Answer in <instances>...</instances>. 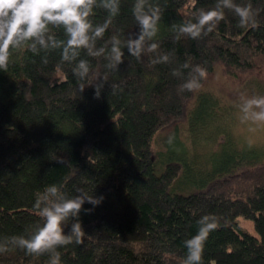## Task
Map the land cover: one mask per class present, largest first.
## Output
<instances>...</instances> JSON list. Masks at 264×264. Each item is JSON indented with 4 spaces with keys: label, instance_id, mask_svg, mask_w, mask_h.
I'll return each mask as SVG.
<instances>
[{
    "label": "trees",
    "instance_id": "1",
    "mask_svg": "<svg viewBox=\"0 0 264 264\" xmlns=\"http://www.w3.org/2000/svg\"><path fill=\"white\" fill-rule=\"evenodd\" d=\"M235 2L251 6L252 23L240 27L225 9L211 32L193 40L172 25L214 7L215 0H149L161 9L158 48L145 50L139 60L125 49L115 71L103 57L81 50L93 78L83 84L72 65L61 62L59 51L48 53L45 64L44 53L10 50L7 68L0 70V244L34 231L41 223L33 209L35 195L56 184L68 196L82 190L102 198L96 206H82L84 235L79 244L58 247L61 264H183V242L204 215L214 216L217 227L205 241L202 264H264L263 150L234 147L213 172L194 176L189 168L195 165L176 153L179 148L185 153L187 144L176 135L165 152L156 141L181 129L194 96L216 69L238 77L264 63V0ZM131 4L121 0L120 14L97 48L112 35L123 41L138 31ZM105 18L95 9L90 19L102 23ZM54 31L63 38L62 30ZM164 54L167 63H152ZM196 66L207 70L206 77L199 88L183 90ZM100 80L104 87L96 97ZM256 85L257 94L264 95V83ZM207 141L223 148L218 139ZM219 152L212 147L207 158ZM240 218L253 221L257 235L241 226ZM0 264H49V255L9 248L0 252Z\"/></svg>",
    "mask_w": 264,
    "mask_h": 264
},
{
    "label": "clouds",
    "instance_id": "2",
    "mask_svg": "<svg viewBox=\"0 0 264 264\" xmlns=\"http://www.w3.org/2000/svg\"><path fill=\"white\" fill-rule=\"evenodd\" d=\"M95 9H102L106 13L102 23H93L90 19ZM225 9L231 10L238 18L240 27L253 21L250 5H241L235 0H215L214 7L198 9L191 19L173 24L172 29L179 35L195 40L213 30L216 23L224 18ZM120 11L121 0H0V70L7 68L10 50L26 48L34 55L44 53L41 59L45 64L48 53L59 51L61 62L71 64L73 76L83 84L93 78L89 60L80 57L81 50L86 51L88 57H103L107 61L105 66L112 71L118 70L123 63L125 49L128 55L137 60L145 50L154 52L158 48L154 38L158 33L161 9L156 4H150L149 0H132L131 15L138 31L123 41L119 36L112 35L104 46L96 47V41L104 37ZM55 29L62 30L63 38L56 35ZM108 43L111 44L110 48L107 47ZM167 62L166 54L152 60L153 64ZM184 67L189 65L185 64ZM172 74L177 75L176 70H172ZM206 74L207 70L200 66L192 68L181 88L189 92L199 88ZM94 87L95 95L99 97L104 82L100 80ZM111 87L115 91L118 86L113 84ZM240 110L244 120L264 124V95L246 98ZM172 141L173 137L170 136L168 143ZM101 199L89 197L82 190L75 196H68L56 184L46 186L36 193L33 204L41 223L31 234L12 236L8 244H0V252L19 248L28 255L48 253L49 264H61L58 247L73 241L79 244L84 235L79 218L82 206L86 202L96 206ZM69 220L72 221L70 225L67 224ZM197 224L196 233L183 242L186 249L183 264H202L205 241L217 227L216 218L211 215L200 217Z\"/></svg>",
    "mask_w": 264,
    "mask_h": 264
},
{
    "label": "rangeland",
    "instance_id": "3",
    "mask_svg": "<svg viewBox=\"0 0 264 264\" xmlns=\"http://www.w3.org/2000/svg\"><path fill=\"white\" fill-rule=\"evenodd\" d=\"M260 83H264L263 62L258 64L254 72L238 77L224 75L221 69H216L206 85L194 96L186 112V123L182 124L181 129L177 133L155 138L159 147L168 152L169 137H173L174 141L177 135L189 149L187 148L184 153L179 148L176 153L179 159L185 160L190 166L195 165L189 168L190 174L194 176L213 172L219 160L234 154V147L243 148L247 144L264 152V124L257 125L244 120L240 110L246 98L258 95L256 84ZM207 104L209 109H206ZM211 137L218 139L223 144V148L216 147L217 141L214 144L207 141ZM212 147L221 152L219 156L210 159L207 158L206 152ZM238 223L248 227L249 233L257 235L253 221L240 218Z\"/></svg>",
    "mask_w": 264,
    "mask_h": 264
}]
</instances>
